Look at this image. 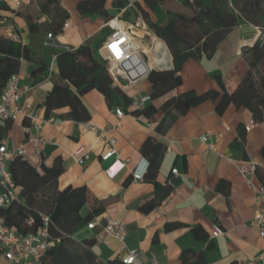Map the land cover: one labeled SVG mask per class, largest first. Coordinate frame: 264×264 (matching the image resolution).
<instances>
[{"label":"crops","instance_id":"obj_1","mask_svg":"<svg viewBox=\"0 0 264 264\" xmlns=\"http://www.w3.org/2000/svg\"><path fill=\"white\" fill-rule=\"evenodd\" d=\"M80 1L57 0V8L66 15L64 25L61 33L54 35V46L46 47L43 42L51 32L48 30L51 16L39 11L43 0H0L7 7L0 9V36L26 45L35 60L21 61L17 73L21 93L18 105L24 114L9 122L0 120V143L9 149L25 144L24 158L36 167L40 164L50 167L59 162L62 166L56 181L59 190L68 186L87 189L88 201L80 215H86L93 206L102 210L93 220L96 223L93 229L83 227L73 238L93 239L92 250L101 262L121 259L129 251H137L142 264H182L181 253L191 250L202 252L206 264H264V242L249 226L254 211L253 190L239 178L237 171L248 162L258 163L251 183L264 186V120L254 122L248 109L232 103L218 113L211 100L184 113L172 109L165 115L161 110L169 97L189 91L195 94L219 91L212 76L216 73L220 74L224 90L231 94L248 70L242 49L263 41L264 33L251 24H241L227 33L210 57L202 55L186 60L179 73L180 85L150 99L147 104L155 110L148 115L136 116L131 102L126 107L119 106L92 90L81 96L86 120L75 121L67 107L46 114L43 105L52 85L63 84L53 60L64 51L62 47L76 49L88 44L101 59L98 51L111 34L105 24L117 17L124 25L134 27L137 43L149 52L147 55L143 51L148 69L167 70L172 67L169 51L162 40L148 31L138 6L161 26L167 21L166 11L191 13L186 0H166L153 10L147 9L144 0H104L107 14L104 18L99 14H81L77 9ZM200 2L205 7L212 5V0ZM25 15H30L39 25L37 33H28ZM160 44L158 56L163 59L170 56V61L168 66L157 68L152 52ZM38 62L46 66L45 72L31 75ZM49 68L52 73L47 78ZM116 88L130 101L151 94L147 78L129 88ZM117 107L125 113L121 120L114 113ZM29 116H35L41 126L44 143L39 146L38 154L27 143L34 134ZM87 125L107 129L106 136L116 139L119 158L127 161L126 167L112 179L105 173L108 163L100 159L106 152V143L98 140ZM246 127L249 129L245 130ZM207 132L221 135L215 152L206 150L199 140ZM146 143L159 144L163 153L152 177L135 181L132 174L141 173L148 164L143 153ZM79 148V155L72 156ZM82 158L83 164H79L77 160ZM173 169L177 171L174 175ZM168 181L174 184L176 192L171 202L163 189ZM152 202L153 207L147 206ZM105 216L123 224V243L104 232L99 222ZM196 227L206 234V241ZM214 228L222 234L213 237ZM0 264H7L1 255Z\"/></svg>","mask_w":264,"mask_h":264},{"label":"trees","instance_id":"obj_2","mask_svg":"<svg viewBox=\"0 0 264 264\" xmlns=\"http://www.w3.org/2000/svg\"><path fill=\"white\" fill-rule=\"evenodd\" d=\"M165 2L166 0H144L148 10H153ZM185 4L191 11L190 15L166 11L167 21L162 26L151 18L148 11L138 6L143 21L165 43L172 58L170 69L149 72L147 80L151 85L150 99L177 88L181 83L179 73L184 62L202 55H213L219 43L233 28L247 23L258 27L264 33V0H212L209 7L203 6L200 0H186ZM6 8L0 4V9ZM77 9L84 15L99 14L107 18L104 0H81ZM39 11L51 16L48 30L54 35L60 34L66 15L57 8V0H43ZM24 18L28 33H37L39 25L30 15H25ZM160 46L161 44L151 51L157 68L168 66L170 61V56L166 59L158 56ZM242 56L247 62L248 70L231 94L224 90L220 74L216 73L212 76L216 79L219 91L209 90L201 94L189 91L169 97L162 104L161 110L165 115L172 109L184 113L190 107L211 100L215 102L218 113H222L232 103L236 107L248 109L254 122L263 121L264 40H258L253 46L243 48ZM23 60L35 62L30 49L21 42L0 36V96L7 79L19 72ZM55 65L63 84L54 83L46 93L43 101L46 114L67 107L73 120L85 121L87 112L81 96L92 90L101 93L108 102L114 101L125 107L130 104L131 101L118 88L112 86V80L102 60L95 56L88 44L80 45L73 51H61L55 57ZM45 69L46 66L38 62L31 75L44 73ZM253 71L256 72V78ZM154 110L153 105L147 104L143 110L134 111L133 114L148 115ZM143 153L148 160L144 180L152 177L163 150L159 144L146 143ZM257 170L258 168L255 173ZM8 171L19 188L22 202H14L8 208L0 209V217L4 219L6 226L18 234L37 233L42 227L40 215L43 214L50 220V236L59 240L47 249L39 264H123L118 258L101 262L92 250L95 245L93 239L76 241L73 238V234L87 227L102 209L93 206L86 215H80L88 201V191L84 186H68L59 190L56 186L57 178L62 172L59 162L55 161L50 167L44 164L36 167L23 156H16L9 164ZM173 187L171 181L163 186L167 192L166 197ZM153 205V202L147 204L149 207ZM195 230L203 240H207L206 234L199 227ZM207 247H210L209 242ZM181 260L182 264H206L202 252L191 250L183 251Z\"/></svg>","mask_w":264,"mask_h":264},{"label":"built area","instance_id":"obj_3","mask_svg":"<svg viewBox=\"0 0 264 264\" xmlns=\"http://www.w3.org/2000/svg\"><path fill=\"white\" fill-rule=\"evenodd\" d=\"M111 34L106 42L99 49L98 53L106 68L112 85L122 89L129 88L139 81L147 78L150 70L146 69V61L143 56V50L137 49V41L133 32L134 27L124 25L117 17L109 19L105 24ZM54 34L48 32L43 45L46 47L54 46ZM139 45V44H138ZM64 51H73L68 47H62ZM55 57H53V60ZM52 69L49 68L47 78H50ZM19 75H11L4 86L0 96V120L11 121L18 115H23V111L18 105L21 100V93L18 88ZM149 96H142L131 101V107L135 111H141L149 102ZM115 116L121 120L125 113L119 107L114 109ZM30 126L34 129V134L29 137L27 143L32 146L35 153L38 154L39 146L44 143L41 136V126L35 116L28 117ZM98 140L106 143V152L100 157L101 161L107 162L105 173L109 178H114L121 170L126 167L127 161H122L115 149L116 139L107 137V129L98 128L96 126L87 125ZM246 127L245 130H248ZM221 135H213L210 132L203 134L199 140L204 148L215 152L216 142ZM81 149H77L72 153V156H77ZM25 144H20L16 148L9 149L6 145L0 143V209L8 208L14 202H22L19 195V188L12 180L8 167L16 156H25ZM225 158L227 161L230 159ZM79 164H83V158L78 159ZM148 164L146 163L141 173H133V180H141L146 172ZM258 163L248 162L237 168L239 178L253 190L254 211L252 220L249 223L258 236L264 242V186L256 187L251 183V178L255 175L258 168ZM174 175L177 173L175 169L171 171ZM176 192L172 190L167 198L171 202ZM42 227L37 233L18 234L6 226L2 217H0V255L7 264H39L42 257L48 248L59 242L58 239H53L49 233L50 220L46 215H40ZM30 223V221H29ZM104 232L114 240L123 243L125 230L121 223L109 216H105L99 222ZM95 221L89 223L87 228L93 229ZM222 234L218 228L212 230V236L217 237ZM123 264H142L139 253L137 251H129L121 258Z\"/></svg>","mask_w":264,"mask_h":264},{"label":"rangeland","instance_id":"obj_4","mask_svg":"<svg viewBox=\"0 0 264 264\" xmlns=\"http://www.w3.org/2000/svg\"><path fill=\"white\" fill-rule=\"evenodd\" d=\"M146 26H147V25H146ZM147 29H148V31H149L150 33L154 34V33H153L148 27H147ZM146 40H148V39H146ZM97 44H98V43H97ZM97 44H96V45H97ZM96 45H95L94 47H97ZM169 54H170V53H169ZM170 56H171V55H170ZM96 57H98L97 54H96ZM171 61H172V58H171ZM148 63H149V61H148ZM260 70H261V68H260ZM260 70H259V71H260ZM253 73H254V77L256 78V77H257V76H256V72L253 71ZM41 212L44 213L43 211H41ZM81 231L83 232V230H81ZM82 232H81V233H82Z\"/></svg>","mask_w":264,"mask_h":264},{"label":"bare ground","instance_id":"obj_5","mask_svg":"<svg viewBox=\"0 0 264 264\" xmlns=\"http://www.w3.org/2000/svg\"><path fill=\"white\" fill-rule=\"evenodd\" d=\"M136 46L138 47L137 49H142V47L140 46V45H138V44H136ZM143 51H144V49H142ZM147 55H148V53L149 52H147V51H144ZM153 59H154V57H153ZM146 67V69H148V67H147V65L145 66ZM149 70V69H148Z\"/></svg>","mask_w":264,"mask_h":264}]
</instances>
